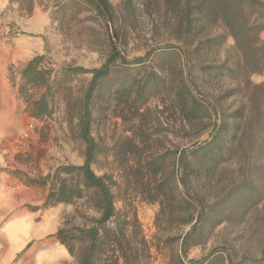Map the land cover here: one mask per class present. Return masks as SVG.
I'll list each match as a JSON object with an SVG mask.
<instances>
[{
    "label": "rangeland",
    "instance_id": "obj_1",
    "mask_svg": "<svg viewBox=\"0 0 264 264\" xmlns=\"http://www.w3.org/2000/svg\"><path fill=\"white\" fill-rule=\"evenodd\" d=\"M9 1L8 10L12 15L18 11L20 21H26V33L37 32L42 40L45 68H54L59 75L63 68L91 69L105 63L113 45L111 28L82 0ZM110 2L116 11L113 27L117 28L119 37L116 50L125 61L119 59L112 64L110 74L90 99V132L102 147L93 164L95 172L113 178L118 207L133 206L149 238L155 236L165 241L184 236L192 224L186 223L192 208H188L185 198L201 200V205L197 203L198 211H194L195 217L201 210L206 214L197 228L200 244L190 249L188 260L249 264L250 259L264 257V148L258 146L250 171L247 147L251 128L245 122L226 160L220 161L215 169L204 170L199 159L191 155L184 161L185 150L210 139L217 116L203 112L188 126L178 102L174 101L184 70L179 16L162 0ZM31 8L37 10L41 27L35 28L30 20ZM7 22L11 27L14 17ZM204 34L207 37L223 34L227 39L223 44L194 53L191 66L197 83L194 94L209 107L220 102L225 115H229L243 108L245 98L242 95L226 97L232 83L202 75L198 69L200 62L220 63L227 55H233L234 41L221 23L208 28ZM194 44L196 47L197 43ZM22 68L16 64L8 67L10 82L17 88L27 110L19 93ZM90 80V73L59 76L53 89L52 115L31 120L35 130L28 146L23 151H14L21 169L13 172L25 184L35 180V186L48 190L50 184L41 183L45 176L53 174L61 165L84 163L86 146L81 139V118ZM254 80L262 81L264 76H255ZM28 88L36 97L44 90ZM158 156L162 157V163L150 167L149 162ZM186 163L190 166L188 190L179 181L186 172ZM160 180L166 184L162 195L154 201L150 199L156 196L153 187ZM243 187L254 188V201L247 196L239 199ZM84 202L57 205L53 210L58 213L59 226L66 218L72 219L77 206L86 209L88 217L98 216ZM72 221L84 223L80 217ZM155 255L154 264H179L175 242L163 245ZM63 264H73V259Z\"/></svg>",
    "mask_w": 264,
    "mask_h": 264
},
{
    "label": "trees",
    "instance_id": "obj_2",
    "mask_svg": "<svg viewBox=\"0 0 264 264\" xmlns=\"http://www.w3.org/2000/svg\"><path fill=\"white\" fill-rule=\"evenodd\" d=\"M82 1L102 17L111 28L113 45L105 63L91 69L80 66L63 68L58 75L54 68L42 66L45 55L38 54L29 60L20 72L22 84L19 93L27 105L28 114L33 119L52 115L51 103L55 93L53 89L55 83L59 81V76L63 78L66 75L91 74L81 118V139L86 146L84 163L61 165L53 174L43 178L42 185L49 183L50 186L42 209L84 200L87 208L94 210L98 216L88 217L86 209L77 206L72 219L66 218L55 236L67 249L73 264H154L155 253H159L163 245L174 244V242L178 244L179 264H209L208 259L199 262L188 260L190 249L200 244L196 233L198 224L203 221L206 214L201 210L195 217L194 211H198L197 203L201 205V200H189L188 196L185 198L186 204L190 205L188 208H192L189 212L190 219L186 223L192 224L191 229L184 236L168 238L165 241L155 236L149 238L145 234L136 209L133 206L127 208V204L124 207H118L117 197L113 191L116 182L113 178L109 175H98L93 168L96 156L102 152V147L90 132V99L110 74L112 64L119 59L125 61V58L119 50H116L115 42L119 38L117 28L113 29L116 11L110 0ZM162 1L179 16V27L183 31L181 49L184 70L181 71L174 101L178 102L188 126L203 112L208 116L216 113L217 116L210 139L195 144L191 150H185L184 161L191 155L199 159L204 170L215 169L221 164L220 161L226 160L231 151L232 142L236 141L240 131L245 128L246 122L251 128L247 147L248 169L251 171L254 167L253 159L258 153V146L264 148V80H254L255 76H264V0ZM32 13L33 8L28 10V15ZM218 23L225 27L227 35L234 41L233 55H227L220 63L200 62L198 72L231 82L233 86L226 91V97L242 95L245 98L243 108H238L229 115H225L220 102L209 107L194 94L197 84L194 78V66L191 67L194 53L209 46L223 44L227 39L223 34L211 37L204 34L205 30ZM194 43H197L196 47ZM142 59L144 58H139V61ZM27 87H42L44 90L36 97ZM245 112L249 115L247 116ZM229 119H232V122ZM161 163L162 157L158 156L152 159L149 165L154 167ZM185 169L186 172L181 174L179 181L182 187L187 188L189 183L187 170L190 169L188 163L185 164ZM27 184L35 186L36 181L31 180ZM165 184L166 182L162 180L156 183L153 187L156 196L150 199L157 200L162 195ZM241 189L243 191L239 196L240 200L245 196L249 197L250 201L255 200L253 187ZM228 214L224 217H228ZM77 217L82 218L84 223H73L72 220ZM249 264H264V257L250 259Z\"/></svg>",
    "mask_w": 264,
    "mask_h": 264
},
{
    "label": "crops",
    "instance_id": "obj_3",
    "mask_svg": "<svg viewBox=\"0 0 264 264\" xmlns=\"http://www.w3.org/2000/svg\"><path fill=\"white\" fill-rule=\"evenodd\" d=\"M9 5V0H0V264H63L72 258L55 236V207L42 209L48 190L25 184L13 172L21 169L16 139L33 118L10 82L8 67H23L42 54L43 43L37 32L26 33V21H20L18 11L12 15ZM13 17L10 27L7 20ZM30 20L41 27L36 9ZM32 206L38 209H29Z\"/></svg>",
    "mask_w": 264,
    "mask_h": 264
},
{
    "label": "built area",
    "instance_id": "obj_4",
    "mask_svg": "<svg viewBox=\"0 0 264 264\" xmlns=\"http://www.w3.org/2000/svg\"><path fill=\"white\" fill-rule=\"evenodd\" d=\"M35 130V124L33 121H30L26 129L20 134L16 139L15 146L18 151H23L28 146V141L31 138V134Z\"/></svg>",
    "mask_w": 264,
    "mask_h": 264
}]
</instances>
